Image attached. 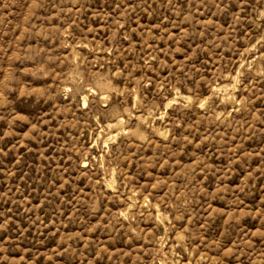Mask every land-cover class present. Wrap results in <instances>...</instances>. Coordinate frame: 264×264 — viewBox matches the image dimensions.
<instances>
[{
  "label": "rangeland",
  "instance_id": "obj_1",
  "mask_svg": "<svg viewBox=\"0 0 264 264\" xmlns=\"http://www.w3.org/2000/svg\"><path fill=\"white\" fill-rule=\"evenodd\" d=\"M0 264H264V0H0Z\"/></svg>",
  "mask_w": 264,
  "mask_h": 264
}]
</instances>
